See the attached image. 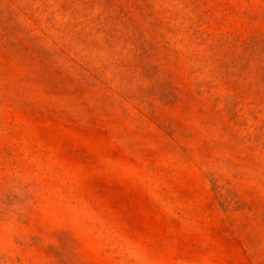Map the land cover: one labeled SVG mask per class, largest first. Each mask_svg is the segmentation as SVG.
Instances as JSON below:
<instances>
[{
    "label": "rangeland",
    "instance_id": "1",
    "mask_svg": "<svg viewBox=\"0 0 264 264\" xmlns=\"http://www.w3.org/2000/svg\"><path fill=\"white\" fill-rule=\"evenodd\" d=\"M0 264H264V0H0Z\"/></svg>",
    "mask_w": 264,
    "mask_h": 264
}]
</instances>
